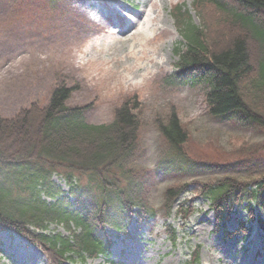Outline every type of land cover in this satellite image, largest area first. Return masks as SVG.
<instances>
[{
    "label": "trees",
    "instance_id": "trees-1",
    "mask_svg": "<svg viewBox=\"0 0 264 264\" xmlns=\"http://www.w3.org/2000/svg\"><path fill=\"white\" fill-rule=\"evenodd\" d=\"M44 1L48 8L58 2ZM192 6L200 24L186 6L173 10L184 42L176 48L177 70L166 83L203 84L210 116L264 129V0H192ZM70 95L69 89L56 88L47 105L33 103L12 117H0V231L22 235L50 264L108 258L113 245L108 228L128 236L133 221L148 222L158 213L170 217L186 188H167L160 212L149 200L152 180L140 163L138 107L125 103L111 122L94 124L84 107L67 105ZM156 126L165 140L159 164L166 170L179 163L198 167L183 151L189 135L174 110L165 120L156 118ZM256 165L251 159L246 167ZM54 173L64 178L67 192L52 180ZM197 191L210 200L215 232L231 234L227 222L235 205L244 207L248 220L255 218L264 232V172L246 180L225 176ZM183 206L177 213L186 218L192 207ZM167 228L176 242V231ZM241 232L247 237L249 229L241 225ZM198 262L199 249L188 264Z\"/></svg>",
    "mask_w": 264,
    "mask_h": 264
},
{
    "label": "rangeland",
    "instance_id": "rangeland-1",
    "mask_svg": "<svg viewBox=\"0 0 264 264\" xmlns=\"http://www.w3.org/2000/svg\"><path fill=\"white\" fill-rule=\"evenodd\" d=\"M145 1L148 0L116 2L127 9L121 13L133 20L132 13L139 12ZM157 1L148 11L158 9L159 18L167 21L166 25L161 22L159 25L168 31H159L156 38L161 46V64L156 65V73L146 83L117 86L95 72L86 71L80 63L85 51L103 39L115 40L116 48L125 44L121 32L127 26L113 16L97 15L99 3L93 7L86 3L82 8L80 0H58L56 6L48 8L44 0H0V117H12L33 103L45 106L53 91L60 87L71 91L68 106L85 108L89 123H109L125 103L136 105L141 122L140 163L152 180L150 202L161 212L166 189L186 185L171 217L159 213L149 222L131 223L128 236L114 235L108 228L114 241L111 256L88 259L85 264H186L196 249L200 259L197 264H264V234L259 223L251 221L245 225L251 228L248 238L237 235L236 228L246 222L248 212L235 205L228 222L231 235L215 232V212L209 200L197 191L201 184L225 176L246 180L251 173H263L264 129L243 127L230 118L210 116L203 84L166 83L165 77L176 70V48L183 41L172 10L176 5H186L196 24H200V19L192 8V0H166L164 6ZM110 4L116 7V3ZM173 110L189 135L183 151L198 167L179 163L166 170L163 163L159 164L165 140L156 126V118L165 120ZM251 159L257 165L248 168ZM225 163L232 166L223 167ZM208 164L214 167L206 168ZM52 180L64 191L69 190L60 174L54 173ZM183 201L185 206L190 203L192 207L186 218L176 212L178 203ZM255 212L260 213L258 209ZM168 224L176 231V242L170 237ZM51 228L66 233L62 226ZM24 240L0 231V264H50L39 247Z\"/></svg>",
    "mask_w": 264,
    "mask_h": 264
},
{
    "label": "bare ground",
    "instance_id": "bare-ground-1",
    "mask_svg": "<svg viewBox=\"0 0 264 264\" xmlns=\"http://www.w3.org/2000/svg\"><path fill=\"white\" fill-rule=\"evenodd\" d=\"M80 1L82 8L86 6V3H89V7L99 3L101 7H98L97 15L108 18L113 16L122 20L127 26V29L121 32L125 44L116 48L113 39H103L101 42L93 44L91 49L85 51L84 61L80 62L83 68L92 74L95 72L102 76L101 79L112 81L117 86L122 83L134 86L146 83L150 75L156 73V65L161 64V60H159L161 46L156 43V38L160 33L168 31L166 27L159 25V22L166 25L167 21L164 17L159 18L158 9L154 8L151 13L148 11L150 6L154 7L155 0L145 1L143 8L137 13H132L129 10L128 12L134 16L133 20H129V17L121 13L127 9L122 3L116 2L117 0ZM110 2L116 3V7L111 6ZM157 2L164 6L166 0ZM108 11L110 14L107 15Z\"/></svg>",
    "mask_w": 264,
    "mask_h": 264
}]
</instances>
